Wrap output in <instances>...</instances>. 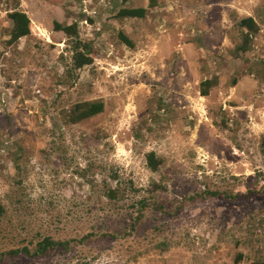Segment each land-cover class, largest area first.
I'll return each instance as SVG.
<instances>
[{"label":"rangeland","instance_id":"374dc122","mask_svg":"<svg viewBox=\"0 0 264 264\" xmlns=\"http://www.w3.org/2000/svg\"><path fill=\"white\" fill-rule=\"evenodd\" d=\"M14 7L28 16L30 34L8 44ZM122 8L147 12L119 19ZM245 17L259 33L234 59ZM54 22L76 24L77 38ZM73 47L92 64L76 69ZM205 79L214 86L203 97ZM98 100L102 113L64 123V110ZM263 141L264 0H0V201L29 205L19 212L20 237L8 236L0 220V264H252L264 257ZM14 142L28 154L18 187L7 152ZM149 152L163 160L168 191L158 200L169 216L151 212L127 235L124 220L106 222L111 217L98 209L88 181L101 185L109 173L91 165L131 181L134 199L148 197V184L159 182L146 167ZM236 191L237 200L225 196ZM92 232V241L67 251L8 255L20 238Z\"/></svg>","mask_w":264,"mask_h":264},{"label":"trees","instance_id":"16d2710c","mask_svg":"<svg viewBox=\"0 0 264 264\" xmlns=\"http://www.w3.org/2000/svg\"><path fill=\"white\" fill-rule=\"evenodd\" d=\"M147 10L145 8H122L118 11L115 17L119 19H133V18H144ZM7 19L9 20L11 26L8 30V44L15 43L20 39L28 36L30 34V20L25 12L17 10V7L11 9V11H7ZM54 30L61 31L67 37L77 38V27L76 24L70 26H62L58 22H54ZM237 27L240 29L241 37L240 41L234 48L230 51L231 57L234 59H241L244 54H246L253 43V37L259 33V26L255 22V20L251 17H245L237 22ZM118 38L121 40L126 46L133 47V44L127 36L123 33H118ZM77 46L80 44H76ZM75 51L72 56L73 64L76 69H81L86 65L92 64V59L86 54L84 51L81 52L79 47H73ZM212 79H205L200 83V95L203 97L208 96L209 89L213 87ZM104 110V103L101 100L93 101V102H81L74 104L69 110H64L61 114L62 119L65 124L74 125L80 123L84 120H87L99 113H102ZM6 123L8 128V135L10 136L11 131V119L10 116H6ZM14 148L10 147L7 149L9 160L12 164L14 174L12 176V181L14 186L18 187L21 184V175H22V165L24 159L27 157V152L23 147H20L14 142ZM262 146H264V141L262 142ZM8 161V160H7ZM9 162V161H8ZM146 167L152 173H158L159 182H152L148 184L147 193L148 197L142 196L134 199L135 194L137 192V188L132 185L130 181L128 185L127 183L122 181L116 172L113 169H104L96 165H91L96 169L98 173H109L105 182L101 185H94L89 180L90 184V193L96 197L97 207L101 209V211L105 212L108 217H111L106 220L109 221L112 218L118 220H124L126 228L130 233H134L137 231V228H144L143 225L147 221V215L154 211H160L164 215H168L169 213L164 210L166 206L158 200L160 196L168 191L167 184L165 182L166 178L160 175V166L162 165L163 160L156 155L155 152H149L145 155ZM89 173V168L85 169V171H81L78 175L82 178L87 176ZM105 175V174H104ZM207 192V191H206ZM206 192H204L206 194ZM162 193V195L160 194ZM241 192H231L226 193L225 196L227 198L237 200L239 194ZM248 195L255 193L252 188H249L246 192ZM212 195V194H210ZM11 200H6L4 204L0 201V220L4 218L6 220V234L10 237L19 236L21 234L18 233V230L24 229L25 220L19 217V212H23L24 209L29 207L28 203L24 202L22 199H17L14 202H10ZM122 204H121V202ZM126 201V203H125ZM10 202V203H9ZM124 202V203H123ZM129 202V203H127ZM127 208H130L132 211L130 212ZM16 221V224L13 222ZM261 225V224H260ZM17 232V235H14L11 232ZM98 234L88 233L84 234L78 238H64V239H54L50 234L40 235L35 234V236H29L25 238H20L18 241L19 245L15 250H11L8 252L9 258H15L19 255H25L30 258H40L45 257L51 254L52 251L56 249H62L67 251L70 249V246L83 245L89 241H92L94 237ZM38 236H42L37 239ZM102 237H117L116 234L112 232H105L101 235ZM147 241V240H146ZM148 243V242H147ZM148 245L152 247L151 243ZM154 247H160L162 249L167 247V243L165 241H156ZM0 256V263H1ZM252 264H264V257L257 256L252 261Z\"/></svg>","mask_w":264,"mask_h":264}]
</instances>
